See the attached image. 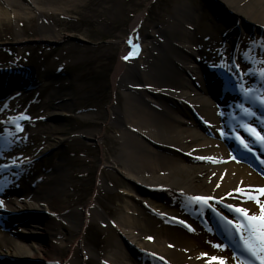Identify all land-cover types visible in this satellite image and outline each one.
<instances>
[{
	"label": "bare ground",
	"instance_id": "1",
	"mask_svg": "<svg viewBox=\"0 0 264 264\" xmlns=\"http://www.w3.org/2000/svg\"><path fill=\"white\" fill-rule=\"evenodd\" d=\"M87 1L91 0H0V43H20L30 36L60 40L67 33L51 19L59 22ZM217 1L208 3L209 15L187 4L176 5L158 40L151 34L136 38L144 17L138 14L112 72L114 102L107 110L95 105L92 111L89 104L77 109L60 80L51 78L42 109H47L43 121L49 119L50 124L31 116L24 132L17 134L12 124L18 116L15 98L25 97L29 92L23 91L25 87L37 88L36 79L47 74L30 64L20 66L18 62L26 60L22 55L17 62L0 64V135L4 136L0 208L5 209L0 211L4 226L0 264H73L78 240L63 258L58 249L69 244L62 230L70 227L83 239L96 219L128 242L115 243L112 252L103 253L107 264H217L212 257L238 264L232 252L205 230L211 228L201 217L213 222L211 211L191 198L207 197L221 211H226L224 205H234L250 215H259L260 209L248 196L264 203V179L250 167L245 153L235 149V142L226 143L217 135L234 115L246 110H252L257 130L264 131V92L247 99L264 86V0ZM69 117L77 122L73 133L66 127ZM36 123L41 127L33 129ZM79 138L90 140L88 147L81 145L83 161L92 160L95 155L89 147L98 143L100 171L104 165L108 171L116 167L137 184L132 191H120L126 198L115 210L98 199L99 192L107 189L100 173L93 196L81 207L69 200L72 178L67 177L63 161H50L47 175L37 174L36 156L44 151L53 156L67 139ZM231 149L246 159L231 161ZM27 232L31 240L24 241ZM84 255L87 260L93 257L86 249Z\"/></svg>",
	"mask_w": 264,
	"mask_h": 264
},
{
	"label": "rangeland",
	"instance_id": "2",
	"mask_svg": "<svg viewBox=\"0 0 264 264\" xmlns=\"http://www.w3.org/2000/svg\"><path fill=\"white\" fill-rule=\"evenodd\" d=\"M209 2L216 4L218 1L91 0L83 3L74 12L64 15L65 17L59 22H57L58 19H51L55 23H59L60 32L67 33L60 40L49 38L43 40L37 36H30L29 39L20 43L12 40L0 43V64L17 62L18 55H22L24 58L26 57L27 61L25 59L19 61L20 66L30 64L35 69L37 68V72L40 73V69L43 68V71L47 74V77L40 75L39 79H36L35 82H37V85L39 84L38 89L25 87L23 91L25 93L26 90L29 91L25 97L15 98L17 107L14 112L26 111L35 118H42V121L47 118V109H42L45 107L44 102L47 101V87L45 88V85L47 86V81L51 78L57 81L60 80L58 84L61 83L60 87L63 90L65 89L67 97L73 98V106L77 109L89 104L92 111H95V105L102 106L107 110V107L114 102L112 72L116 67L121 48L124 45L125 38L128 37L130 24L134 18L138 14L144 16L141 27L135 32L137 39L140 37L143 39L146 35L151 34L154 35L153 38L158 40L157 35L160 34L161 26L169 21L170 14L176 5L187 4L198 9V11L203 10L205 15H209L212 14L211 9L207 6ZM51 20L47 17L48 22H51ZM202 22L204 21L201 20ZM33 23L38 30V19L36 18ZM58 68L62 70H58ZM61 88L60 91H62ZM118 90L120 92L124 91L123 88ZM14 91H10V93H14ZM80 93L84 96L80 97ZM75 120H66V127L68 126L67 128L71 133L75 132L74 125L77 123ZM49 122L48 119L44 124L48 126ZM36 124H32L31 127L33 129L41 127L38 126V123ZM71 133L69 132L66 138ZM31 142L30 147H33L34 143ZM89 143L88 138H79L75 142L67 139L62 150L55 155H47V152L44 151L36 156L37 167L35 169H37V174H45L46 176L47 167H52L50 161L53 164L58 160L63 161L67 177L72 178V182L68 183L73 185V189L71 188L73 194L69 197V200L74 207L84 206L93 196L94 183L100 173L107 183V189L99 192L98 199L106 203L105 207L107 209L115 210L117 204L123 202L126 198L120 191L122 189L132 191L137 184L116 167H112L108 171V167L106 168L104 165L100 171L102 149L98 143L93 142L94 145L89 147L92 148L89 150H92L95 155L92 160L90 162L83 161L84 156L81 145L88 147ZM107 224L98 222L96 219L93 224L87 226L83 239H80L78 233L72 228L64 227L62 230L63 240L69 246L64 249L59 248L58 252L62 254L63 258L68 256L70 252L72 253L71 243L78 240L73 249V264H107L102 258L104 252L106 253L107 250L112 252L115 249V243L128 244L126 238L120 232L110 226L106 227ZM19 234L25 236V233L18 232ZM26 236L28 237L24 241L31 240L30 233L27 232ZM85 249L92 252L93 257L91 259H86Z\"/></svg>",
	"mask_w": 264,
	"mask_h": 264
},
{
	"label": "snow or ice",
	"instance_id": "3",
	"mask_svg": "<svg viewBox=\"0 0 264 264\" xmlns=\"http://www.w3.org/2000/svg\"><path fill=\"white\" fill-rule=\"evenodd\" d=\"M129 44H131V41H129ZM135 47L138 49V45ZM261 74L264 75V73ZM261 102L264 103V100H262ZM18 119H30V118L27 116H21ZM17 128L19 131H23V129L19 125H17ZM248 130L253 134H256L255 129H248ZM221 135H223V132L221 133ZM257 136L258 139L264 141V136H259L258 134ZM241 143L244 142L241 140ZM245 147H247L246 144ZM239 191L242 195L244 194L243 190H239ZM261 191L262 194H264V190ZM191 199L197 202L198 204H203L211 207L208 198L192 197ZM247 199L254 200L258 204L260 209L259 215L253 214L249 216L248 210L239 207H232L229 205L228 207L230 208V210L239 214V216L243 220V223L233 224L232 220H227L226 223L228 225H231L235 229V231L239 234V240L243 245V250L247 252L249 256L253 258L255 261H258V264H264V203H261L260 200L255 196H248ZM219 202L220 201H217V203ZM0 205H2V201H0ZM212 210L216 211L215 208H213ZM217 215H219V213H217ZM221 218L224 219L223 217ZM180 223H183V221H180ZM189 230L192 229L189 227ZM214 247L220 248V245H214ZM212 260L217 261V264H224L223 261H218L216 257H212ZM238 264H246V262L244 260L238 259ZM247 264H251V261H248Z\"/></svg>",
	"mask_w": 264,
	"mask_h": 264
}]
</instances>
